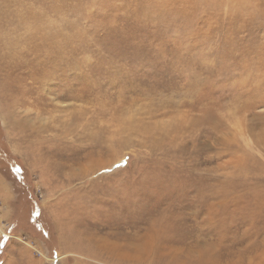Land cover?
<instances>
[{
	"label": "rangeland",
	"instance_id": "1",
	"mask_svg": "<svg viewBox=\"0 0 264 264\" xmlns=\"http://www.w3.org/2000/svg\"><path fill=\"white\" fill-rule=\"evenodd\" d=\"M0 264H264V0H0Z\"/></svg>",
	"mask_w": 264,
	"mask_h": 264
},
{
	"label": "trees",
	"instance_id": "2",
	"mask_svg": "<svg viewBox=\"0 0 264 264\" xmlns=\"http://www.w3.org/2000/svg\"><path fill=\"white\" fill-rule=\"evenodd\" d=\"M8 169L14 174V176H18L19 174V166L18 164H10L8 165Z\"/></svg>",
	"mask_w": 264,
	"mask_h": 264
}]
</instances>
